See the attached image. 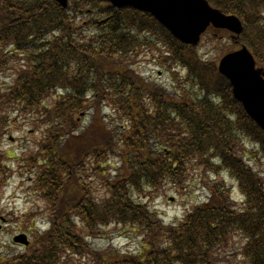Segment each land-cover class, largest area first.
<instances>
[{"label": "trees", "instance_id": "1", "mask_svg": "<svg viewBox=\"0 0 264 264\" xmlns=\"http://www.w3.org/2000/svg\"><path fill=\"white\" fill-rule=\"evenodd\" d=\"M209 1L242 20L240 43L264 67V0ZM144 63L168 85L140 74ZM1 72L13 82L0 89V131L24 121L43 135L24 166L51 223L4 264H264V133L215 59L105 0H0ZM227 173L244 203L217 180ZM195 174L210 196L165 224L150 199ZM111 227L140 251L86 240Z\"/></svg>", "mask_w": 264, "mask_h": 264}, {"label": "rangeland", "instance_id": "2", "mask_svg": "<svg viewBox=\"0 0 264 264\" xmlns=\"http://www.w3.org/2000/svg\"><path fill=\"white\" fill-rule=\"evenodd\" d=\"M216 34L219 36L213 37L212 34H207L197 47L203 57L211 60H219L225 51L236 49L228 35L220 38L222 35ZM141 72L145 77L155 82L158 81L167 85L169 83L167 75L157 79L156 76L161 73V70L152 63H144L141 66ZM5 75L4 72L0 73V89L3 90L7 88V83L11 82L8 77L5 78ZM10 130L14 131L7 134L0 133V168L4 166L6 172H8L4 177L0 173V218L8 222L4 224L0 221L2 225L0 231V264H4L8 257L26 251L24 248L14 246L12 242L14 236L21 233L20 231L25 225L32 228L30 234L37 230V224V227H40L42 231L49 227L46 220L49 216V212H46L48 204L40 198L44 197L43 191L40 189L35 190L36 185L30 183V175L18 166L20 161L16 156L19 155L20 159L29 157L34 151L35 143L40 141L41 136L39 132H30L29 126H25V128L18 126ZM257 171L261 173L264 179V165L258 167ZM217 178V180L223 178L222 180L230 187V192L236 202L242 204L245 201L236 179L229 174H223L217 176ZM209 196L210 193L204 185V181L199 175L195 174V176L189 177L187 188L180 191L167 188L157 197L151 198L149 205L169 224L182 219L195 206L207 201ZM9 213H15L16 215L10 218ZM121 231V227H111L105 230V238H93L89 241L95 249L100 251L119 250L138 253L141 249L138 245L139 240L133 238L132 241H129L121 235ZM233 260L235 259L226 260V263Z\"/></svg>", "mask_w": 264, "mask_h": 264}, {"label": "water", "instance_id": "3", "mask_svg": "<svg viewBox=\"0 0 264 264\" xmlns=\"http://www.w3.org/2000/svg\"><path fill=\"white\" fill-rule=\"evenodd\" d=\"M66 7L71 0H56ZM118 8L133 7L152 14L171 34L185 44L197 45L202 34L213 25L240 35L242 22L235 16H226L210 7L206 0H106ZM219 72L233 87L235 98L247 114L264 131V70L256 68L252 53L243 47L226 55ZM23 237L15 241H22Z\"/></svg>", "mask_w": 264, "mask_h": 264}]
</instances>
